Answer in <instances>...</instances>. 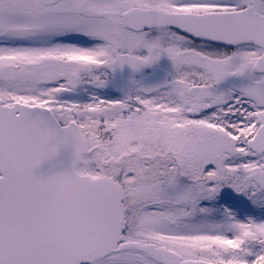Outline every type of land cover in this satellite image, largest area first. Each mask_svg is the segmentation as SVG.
Returning <instances> with one entry per match:
<instances>
[{
  "label": "rangeland",
  "instance_id": "obj_1",
  "mask_svg": "<svg viewBox=\"0 0 264 264\" xmlns=\"http://www.w3.org/2000/svg\"><path fill=\"white\" fill-rule=\"evenodd\" d=\"M159 2L167 0H61L48 8L39 0H0V98L11 106L49 107L61 122H77L85 133L105 124L108 130H119L132 139L135 130L127 125L123 110L130 107L133 91L104 89L98 70L127 38L122 28L125 12L132 6ZM166 37L171 36L160 34ZM74 74L81 76L82 88L77 87ZM236 84L247 95L255 86L245 75ZM63 90L74 96L65 97ZM229 90L232 93L233 87ZM211 119L207 121L209 152L203 165L199 156L190 159L198 154L195 137L187 145L176 140L179 150H185L177 156L183 164L190 160V177L196 183L176 184L171 198H155L159 191L149 183L127 187L126 239L171 249L183 260L264 264V192L248 185L241 194V183L264 160L237 142L250 131L241 133L238 140L221 122L217 139ZM153 131L157 136L158 129ZM161 141L167 146L166 139ZM90 160L86 159V168ZM199 177L205 179L200 182ZM234 183L239 185L233 187ZM92 264L157 263L130 251Z\"/></svg>",
  "mask_w": 264,
  "mask_h": 264
},
{
  "label": "flooded vegetation",
  "instance_id": "obj_2",
  "mask_svg": "<svg viewBox=\"0 0 264 264\" xmlns=\"http://www.w3.org/2000/svg\"><path fill=\"white\" fill-rule=\"evenodd\" d=\"M136 8L180 17L184 25H207L209 30L224 34L206 39L178 27L138 31L127 27L123 18L124 27L121 26L127 38L121 40L118 49L99 68L98 78L106 90L133 91L128 99L130 107H126L123 114L128 117L127 125L135 130L133 133L136 135L130 139L119 130H108L105 124L92 126L88 133L84 132L92 152L81 162L79 172L93 179H109L118 185L124 196L127 219L129 210L125 194L130 185L149 183L159 191L155 198H171L176 184L184 183L185 186L197 182L196 178L190 177V160V163L183 164L177 156L185 150H179L176 140H184L187 145L195 137L198 154L190 159L199 156L203 165L209 152L206 138L210 118L215 123L217 139L221 122L229 132L236 134L238 140L241 133L250 131L241 142L236 141L256 158L264 160V155L249 147L264 127V69L258 68L264 65V2L167 0L166 3L143 7L132 6L128 11ZM245 14L248 15L249 26L246 30L243 28L242 33L248 31V39L242 35H229L228 17L233 16V24H238L236 30L240 32L239 24L245 22ZM257 18L262 24L259 28L256 27ZM257 31L259 35H256ZM160 34H170L171 37L160 38ZM241 75L254 81L250 95L240 93L236 82ZM149 79L155 82L146 91L144 87ZM82 86L81 79L77 87ZM229 87H233L232 93ZM73 96L74 93L69 98ZM102 122L105 123V119ZM154 129H158L157 136L152 133ZM161 139L167 140V146ZM215 150L219 151V148ZM87 158L91 159L88 168ZM263 169L264 163L255 171ZM247 177L241 183V194H244L246 186L255 185L247 182ZM199 179L201 182L205 178ZM232 185L237 187L239 184ZM128 224L127 220L125 241H128Z\"/></svg>",
  "mask_w": 264,
  "mask_h": 264
},
{
  "label": "water",
  "instance_id": "obj_3",
  "mask_svg": "<svg viewBox=\"0 0 264 264\" xmlns=\"http://www.w3.org/2000/svg\"><path fill=\"white\" fill-rule=\"evenodd\" d=\"M59 1L41 0L47 6ZM247 18L245 14L238 32V24L229 16L228 34L247 40L248 31L242 33L249 26ZM182 19L153 10L134 9L125 14L126 26L138 31L178 27L206 39L224 34L207 25H184ZM261 26L257 18L256 27ZM75 79L80 81L79 75ZM154 82L149 79L144 89ZM249 147L264 154V127ZM91 152L77 124L62 127L46 108L9 106L0 98V264H91L127 251L144 253L159 264H205L182 261L176 252L153 244L124 243L121 188L109 179L78 173L83 157ZM246 181L264 190V170Z\"/></svg>",
  "mask_w": 264,
  "mask_h": 264
},
{
  "label": "trees",
  "instance_id": "obj_4",
  "mask_svg": "<svg viewBox=\"0 0 264 264\" xmlns=\"http://www.w3.org/2000/svg\"><path fill=\"white\" fill-rule=\"evenodd\" d=\"M219 263H220V264H226V262H223V261H220Z\"/></svg>",
  "mask_w": 264,
  "mask_h": 264
}]
</instances>
